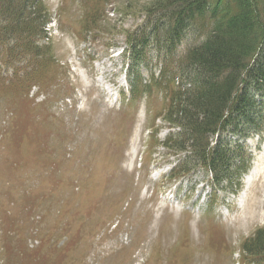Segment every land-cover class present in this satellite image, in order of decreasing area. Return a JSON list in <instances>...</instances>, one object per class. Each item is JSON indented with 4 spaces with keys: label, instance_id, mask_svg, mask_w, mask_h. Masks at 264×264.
Returning <instances> with one entry per match:
<instances>
[{
    "label": "rangeland",
    "instance_id": "1",
    "mask_svg": "<svg viewBox=\"0 0 264 264\" xmlns=\"http://www.w3.org/2000/svg\"><path fill=\"white\" fill-rule=\"evenodd\" d=\"M41 1L44 37L0 41V264H264L242 248L264 228V134L228 136L251 154L239 186L171 177L165 91L128 98L131 40L162 0Z\"/></svg>",
    "mask_w": 264,
    "mask_h": 264
},
{
    "label": "trees",
    "instance_id": "2",
    "mask_svg": "<svg viewBox=\"0 0 264 264\" xmlns=\"http://www.w3.org/2000/svg\"><path fill=\"white\" fill-rule=\"evenodd\" d=\"M150 14V32L140 31L130 43L128 84L133 98L150 86L165 91L158 116L171 130L159 144L184 154L172 175L201 169L214 186H239L251 154L228 136L264 134V0H162ZM49 19L41 0H0V41L28 38L29 44L30 37L45 36ZM190 30L195 43L179 55ZM144 49L161 62L148 81L137 69L146 61ZM242 248L264 255V228Z\"/></svg>",
    "mask_w": 264,
    "mask_h": 264
}]
</instances>
